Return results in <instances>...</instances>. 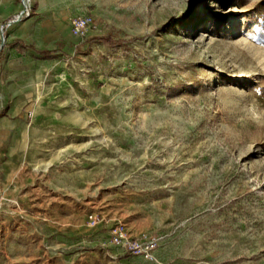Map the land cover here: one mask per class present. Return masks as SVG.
<instances>
[{
	"label": "rangeland",
	"instance_id": "374dc122",
	"mask_svg": "<svg viewBox=\"0 0 264 264\" xmlns=\"http://www.w3.org/2000/svg\"><path fill=\"white\" fill-rule=\"evenodd\" d=\"M0 93V264H264V0H0Z\"/></svg>",
	"mask_w": 264,
	"mask_h": 264
},
{
	"label": "crops",
	"instance_id": "0c3cea01",
	"mask_svg": "<svg viewBox=\"0 0 264 264\" xmlns=\"http://www.w3.org/2000/svg\"><path fill=\"white\" fill-rule=\"evenodd\" d=\"M3 63V73L5 74L3 80L6 82L4 93L7 97H15V92L22 93L31 83H34L35 78L32 75L33 72H31L35 64L33 55L11 49L8 51ZM53 64L56 65L57 63Z\"/></svg>",
	"mask_w": 264,
	"mask_h": 264
},
{
	"label": "built area",
	"instance_id": "2783aa9c",
	"mask_svg": "<svg viewBox=\"0 0 264 264\" xmlns=\"http://www.w3.org/2000/svg\"><path fill=\"white\" fill-rule=\"evenodd\" d=\"M89 24V18L79 17L73 22V30L75 33H84Z\"/></svg>",
	"mask_w": 264,
	"mask_h": 264
},
{
	"label": "trees",
	"instance_id": "16d2710c",
	"mask_svg": "<svg viewBox=\"0 0 264 264\" xmlns=\"http://www.w3.org/2000/svg\"><path fill=\"white\" fill-rule=\"evenodd\" d=\"M102 42L106 43V44H109V45H115V44H119L121 42H123V39L121 38H114L110 35H107V36H101V37H98Z\"/></svg>",
	"mask_w": 264,
	"mask_h": 264
},
{
	"label": "bare ground",
	"instance_id": "6f19581e",
	"mask_svg": "<svg viewBox=\"0 0 264 264\" xmlns=\"http://www.w3.org/2000/svg\"><path fill=\"white\" fill-rule=\"evenodd\" d=\"M229 31L230 33L235 32L236 31V25L235 22L233 24H231V26L229 27ZM4 94L0 93V97H2Z\"/></svg>",
	"mask_w": 264,
	"mask_h": 264
}]
</instances>
